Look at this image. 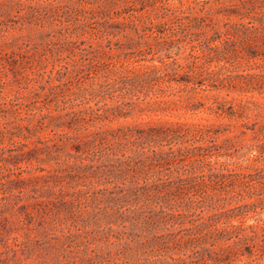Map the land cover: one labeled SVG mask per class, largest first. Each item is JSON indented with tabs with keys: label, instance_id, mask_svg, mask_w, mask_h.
I'll return each mask as SVG.
<instances>
[{
	"label": "rangeland",
	"instance_id": "374dc122",
	"mask_svg": "<svg viewBox=\"0 0 264 264\" xmlns=\"http://www.w3.org/2000/svg\"><path fill=\"white\" fill-rule=\"evenodd\" d=\"M47 3L51 10H35ZM238 3L0 0V264H176L171 249L154 247L143 256L145 248L127 252L112 244L114 236L96 219L113 211V184L59 183L57 175L78 154L71 138L77 131L163 122L214 125L223 150L210 160L235 172L264 166V40L251 56L246 42L238 39L236 50L191 21L204 15L222 31L225 13ZM255 7L261 11L264 0ZM77 27L84 35H74ZM76 40L85 52L74 49ZM165 61L205 84L171 81L186 76L175 74L148 95L132 85ZM61 189L80 203L70 209ZM177 193L186 203L185 191ZM234 213L242 214L232 223L254 226L264 243V201ZM231 243L208 246L215 252L207 264H264V253L226 247Z\"/></svg>",
	"mask_w": 264,
	"mask_h": 264
},
{
	"label": "trees",
	"instance_id": "16d2710c",
	"mask_svg": "<svg viewBox=\"0 0 264 264\" xmlns=\"http://www.w3.org/2000/svg\"><path fill=\"white\" fill-rule=\"evenodd\" d=\"M256 3L257 0H240V4H234L237 9L225 13L227 20L222 31L213 18L209 22L204 15L193 16L191 21L196 28L206 33L214 31L216 38L233 43L234 47L240 39L248 44L249 55H259L251 51L260 48L259 42L264 40V7L256 10ZM80 5L77 10L82 12ZM40 8L51 10L48 3L39 4L35 10L39 12ZM232 15L238 16V20H232ZM103 16H108L106 10ZM187 18H180L182 25L187 26ZM76 30L75 36L84 35V27ZM71 42L74 49L87 50L82 46L84 41ZM174 63L165 61L160 68L155 66L133 79L132 85H138L140 92L148 95L162 79L175 74L186 76L171 77V81L205 84L196 83L197 77L189 78V71L181 72V65L172 67ZM61 73L60 77L64 75ZM119 110L124 111L120 107ZM218 132L214 125L167 122L148 127L121 125L92 135L77 131L71 138L78 154L69 156L70 165L61 167L57 178L59 183L113 184L109 197L113 211L96 222L103 220V228L114 236L112 244L120 247L119 251L145 248L143 256H147V250L154 247L171 249L178 255L176 264H207L215 252L209 247L221 241H231L226 246L229 249L245 246L250 254L251 250L264 253V243H258L254 226L235 225L231 221L232 216L242 214L235 211L264 201V166L250 172H235L229 169L230 163L210 160L222 156L223 146L216 142ZM187 159L193 161L186 162ZM86 160L89 164L84 163ZM178 190L188 195L186 203L178 196ZM75 193L77 197L81 190ZM60 194L65 191L61 189ZM67 196L70 198L66 199ZM252 198L257 199L250 202ZM63 200L70 209L80 203L71 194H65ZM234 203L235 206L226 207ZM133 205H139L141 212ZM195 254L200 258L195 259Z\"/></svg>",
	"mask_w": 264,
	"mask_h": 264
}]
</instances>
